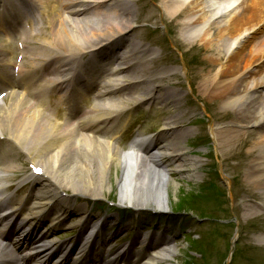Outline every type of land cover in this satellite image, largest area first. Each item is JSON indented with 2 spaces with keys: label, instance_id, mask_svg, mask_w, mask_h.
<instances>
[{
  "label": "bare ground",
  "instance_id": "bare-ground-1",
  "mask_svg": "<svg viewBox=\"0 0 264 264\" xmlns=\"http://www.w3.org/2000/svg\"><path fill=\"white\" fill-rule=\"evenodd\" d=\"M50 1L32 0V4L38 14V17L33 20L37 21V24L40 23V17L42 19L46 15V7L49 6ZM133 1L62 0L60 12L59 10L55 12L56 14H53L54 10L47 12L51 16H46L45 20L42 19V23L49 24L51 28V35L46 38L43 37L42 43L47 46L56 45L54 55L61 64L60 67H66L64 72L70 78H73V80H75L73 74L78 73L77 75L79 76L83 75L80 71L86 70L87 66H76L75 69H71L69 67L70 59L75 61V59H81L82 57L85 60H91V53L92 51H96V49H99L96 53H101V56L97 60L100 59L104 65L118 59L119 55L121 57L127 56L122 64L124 71L120 74L119 79L109 86H105L106 89L109 87L107 90L111 89L112 91L105 93V89H101L102 94L100 98L103 103L97 109L99 114L94 113L85 116L80 122V124L88 126L96 121L94 131L97 134L102 131L100 130L101 123L97 119L105 116L111 109L110 99L105 98V96L109 97L111 94L118 93L123 89L121 88L122 86H124V89L132 90L135 88V82L132 81L133 77L128 78L125 75L130 69H136L135 65L129 64L131 60H138L147 65V68H144V65L142 67L145 73L138 76L140 80L138 85H142L144 88L157 85L160 88V95L163 90L160 84L163 82L164 77L157 73V75L154 74L156 69L148 62V57L151 55L140 45L138 47L135 37L133 40L128 37V31L133 21L131 19V11L123 3L127 4ZM160 1L163 7L158 11V14L163 20L171 21L173 17L181 19L182 22L179 27L182 34L185 35V40L191 43L201 41L208 49L211 48L210 43L212 39L216 41V52L214 53L212 62H210L211 66L204 73L208 79H203L200 88L205 91V89L211 87L212 90L214 89V92L220 91L221 94L226 88L228 92L222 97V108L229 109V107H234L236 111L243 109L239 113L242 115V120L247 122L245 124L252 123L255 126L264 127V105L261 110H254V116L251 122H248V112L252 103L250 96H253L255 93H262V90H264V36L252 42L251 46L249 41H244L240 45L242 43L240 41L247 35L250 34L249 37L253 35L257 36L258 29L264 27V0ZM240 1L244 3L242 4V6L244 5L242 16H238L241 8L237 10L238 8L236 7ZM183 3L185 4L181 5ZM94 14L95 17L92 18ZM18 15L19 13L11 15L8 11L4 10L3 16L5 17V21L4 23L0 22V25L6 28H14V23L8 21L7 18L13 20ZM189 19L191 21H188ZM194 25L199 26L198 30L197 28H192ZM207 25L216 28L214 30L215 38L210 34L211 28ZM20 33L15 30L10 34L20 36ZM2 34V36L6 37L4 33ZM27 34L25 31L22 37L25 38ZM6 39L10 42L15 37L10 36L6 37ZM128 39L129 42L127 43ZM185 52L181 53L183 65L185 64ZM43 57L48 58L46 55ZM90 60L88 61V65L91 64ZM206 60H208L207 57ZM56 65L57 61L54 60L46 68L53 74L58 71L55 69ZM216 67L218 70H216V74L213 76L212 72ZM18 71L19 77H28L32 80L37 73V68L27 72L28 75L26 76L23 73V69H19ZM149 74H152V76H149ZM174 76L176 74L169 76L168 79L171 80ZM2 78L5 83L10 81L4 74H2ZM67 80L62 76L59 82ZM104 84H108V81ZM5 86L10 91H17V89L21 88L20 85L19 87L17 85L11 86L10 84ZM144 88L136 96L133 95L134 93L128 96L142 98L145 96L144 93H147ZM30 89L35 91L29 92V90L23 89L20 93L12 94V99L8 105H0V136L5 135L4 140L6 142V146H4L6 151L2 147L0 156L4 158L7 154L3 171L0 167V196L6 192V182L11 178L9 174L19 171L14 156L8 155L11 152L8 146L12 147L16 153L20 151L26 155L27 159L31 161L33 169H40V176H37L40 180H37L35 183L33 182L31 185L32 188H36L34 186H38V188H36L35 193H31L30 191V196L29 198L27 197L28 202L25 205L24 213L27 214L28 212V215L26 216L25 214V216L19 219L17 217L22 215L21 211L20 214L14 215L18 209L13 208L14 211L7 217L5 224H3L4 227L3 225L0 227V236L3 232H7L10 221H19L22 223V227L31 226L37 220L40 211L46 214L44 218L48 215L51 216L48 224L50 226L49 230L56 231L61 225L64 216L56 217L52 206L61 203L62 207L67 209V214L73 210H70V205L66 204L63 199L56 195L62 187L71 189L86 197L97 196L99 198L103 197L105 193L110 194L113 191H118L121 201L126 200L125 203L127 205L137 203L143 207L151 206L152 208L163 209L167 208L170 204L168 201V186L173 185L176 187L171 176H183L186 180L197 177L201 162H197L184 153L185 149L181 146V142L185 134L177 132V129L176 131L174 130L175 122L171 121L174 117L169 116L166 118L159 138H151V147L154 149L157 146V142L161 141V153L157 150L158 155L155 154L148 157L146 155L143 156L141 154L142 151L136 152L133 150L129 154L122 155L115 151L117 148L111 140L110 142L98 140L90 135H79L74 140L71 137L75 138V135H72L67 128L69 126L67 122L66 124L58 123V126H61V128L55 129L52 126V122H50V116L46 111L44 102L40 98L34 103L31 101L32 95L37 89ZM131 90L128 91L131 92ZM80 91L82 90L78 89L76 93H80ZM42 93L34 95L38 98V95L41 96ZM170 100L166 99V96H163L161 102L173 103L172 98ZM94 108L96 109V106L92 108L93 111ZM67 121L70 123L69 119ZM105 121L106 123L109 122L107 119ZM53 125L57 127L56 123H53ZM232 127L237 128L239 126L233 125ZM232 130L223 131V136L228 139L229 144L235 140V138L231 137L240 133L239 131ZM119 136L120 134H118ZM260 138L261 140L258 141V144H253V150H257V158L253 161L255 163L251 166L247 181H250L248 182L249 184L255 185L258 191L262 193L261 195L264 199V174L260 175L264 172V134ZM144 140L142 138L143 142ZM72 153H75L77 157ZM256 169H259V172H254ZM37 177L27 174L24 182L27 180L34 181ZM136 195L140 197L137 198ZM20 203L21 200H18L12 206H17ZM202 204L206 207V203ZM75 209L76 214H80L79 218H81L82 214H85L86 209L83 205H76ZM251 209L253 208L251 207ZM94 219L97 218L94 217ZM8 231V244L0 242V264H14L17 257L9 253V251L19 246L23 249L22 252L25 256H33L35 264L47 263L46 256L43 255L45 253L42 250L43 246L40 245L43 242L42 240L35 242L32 244L34 247H31V244L28 245V240L20 238L19 232L15 234L12 228L8 229ZM154 236L149 243V245L152 244L154 246L153 250L139 264H169L170 259L176 252L174 246L168 245L166 241V243L164 242L162 239L164 238L163 235ZM159 240H162L164 243L158 245ZM131 243L135 246H140L143 245L144 240L133 239ZM79 246L75 250L78 251ZM124 254H118L113 261L105 262L103 259L101 261L106 264H132V259H137L136 257H138V254L134 252L132 258H128L131 260L128 261L123 256ZM201 264L206 263L203 262Z\"/></svg>",
  "mask_w": 264,
  "mask_h": 264
},
{
  "label": "rangeland",
  "instance_id": "rangeland-1",
  "mask_svg": "<svg viewBox=\"0 0 264 264\" xmlns=\"http://www.w3.org/2000/svg\"><path fill=\"white\" fill-rule=\"evenodd\" d=\"M135 4L133 5L134 9V16H138V14H141L144 9L150 10L152 13V17L150 20L154 21L153 19L157 17V12L161 9V1L160 0H139L138 2H134ZM157 8V9H156ZM156 12V13H155ZM153 22H138V25L135 24V27L130 30V34L132 36H139L141 34V42L145 44V41H148L152 45V41H156V44L158 42H161L163 39H159L158 34L159 32H152L151 30V24ZM237 27V25H236ZM174 27H171L168 29V32L163 35V38L167 37L168 35H176L178 33V29L176 28L173 30ZM214 30H211V35L212 37L215 38L214 36ZM216 35V34H215ZM212 39V38H211ZM215 39H212L210 45L211 48L208 49L206 48L205 45L196 43V47L191 48L193 49L192 51H195V53H200L198 56H201L202 59L208 58V61L212 62V58L214 57V53L216 52L215 50V44L216 41ZM154 46L155 50L157 49L158 45H152ZM205 52L202 50L199 51V48L203 47ZM168 47H170L168 45ZM160 49V47L158 46ZM196 49H198L196 51ZM205 54V55H204ZM197 56V57H198ZM14 57V55H13ZM200 59V65H206L204 64V61ZM196 60V58H195ZM214 60V59H213ZM218 62V61H217ZM174 65L167 66L168 67H173ZM197 64L194 63L193 65V70L194 68L197 69ZM215 73V72H214ZM198 76V74H197ZM199 78V76L197 77ZM245 83V82H243ZM229 88V87H228ZM246 88V87H245ZM183 89V87H182ZM207 94L205 97H207L208 103H212L213 107H210L209 109L212 110L210 111L212 113V121H214L217 125H221L224 129L228 130H236L239 131L240 133H237L238 135H234L231 138H235V140L232 143H228V139L225 138L223 135L221 136V143L220 146L223 148L225 152H223L225 155L221 154L224 157L228 158V155H235L237 154H243L246 155L248 154L252 158H248L245 161L238 162L236 165V162H233L231 164L226 165L225 162L223 161L221 163V168L223 170L231 169L232 167L235 166L236 169H238L239 164H244V173L240 172L238 173L237 176H227V187H229V192L231 193V196L228 200L231 202H228L227 204H223L222 207H220L221 211L224 212H219L218 210L214 209L212 207V201H215L213 197V194H224L227 196V190L222 187V179L221 175L219 174V170L213 165L212 159L207 157H203L202 155H198L196 153V149L199 145L197 139V133L199 129H205L206 124L201 123L199 125L198 122H191L189 124L195 126L192 128H188L189 130L192 131V134L189 136L187 141L184 143L183 148H185V153L187 156H192V158H199L202 162L200 164V168L198 171V175L196 178L186 180L183 176H171V179L174 181L175 186L169 185L167 188L168 192V201L170 205H181L182 209L186 213L189 214L190 220L185 221V226L184 224L180 223L175 226H177V230H179L180 237L179 240L176 241L178 243V246H176V252L174 253L175 255L173 256L174 258L171 259L170 263L171 264H201L199 261L200 256H204L208 262L206 264H211L209 261L213 258V264H225L227 257H226V252L228 250L229 243L232 240L233 237V229L230 227V225H221L217 220L223 221V219H233L235 220L234 217L236 218L237 222L239 223V237L237 240L238 246L236 247V252H235V258L232 261V264H264V248H260L256 245H260L261 243L258 242V235L261 233H264V221L261 220L260 216L258 215V212H261V214L264 215V205H260V207L257 208L258 202L261 203V198L263 199L262 196H260V191L256 190V188L249 184L247 181V178L249 176V171H250V166L253 164L252 161L256 158L255 154L250 153L249 150L254 146L253 144L256 143L258 144V141L261 140L260 137H255V133H257L259 125L255 126L254 124H245L247 122H244L242 120V115L239 113L240 110L238 111L235 110L234 107H229L228 108H222L223 106V101L222 97L228 92L225 88L224 91H222V94L220 91L214 92L211 88L206 89L205 91ZM245 93V92H244ZM255 96V97H254ZM256 96H258L256 98ZM260 96V97H259ZM181 99L178 101V105L181 106L182 111L185 110L187 114L191 116H196L197 114L201 113V109H199V106L196 105V102L192 103L184 98V95H180ZM251 99V108L249 110V115H248V122H251V119L254 116V110L258 111L261 110V108L264 105V91L261 93H257L256 95L250 96ZM5 99L4 102L5 104H9L10 99ZM256 104V105H255ZM215 105V106H214ZM258 108V109H257ZM176 111L181 112L179 109ZM243 112V111H242ZM246 114V113H243ZM226 115V116H224ZM223 116V117H221ZM226 117V118H225ZM232 118H234L236 124H232ZM188 123L186 125H189ZM233 125H237L239 127H232ZM247 125V126H246ZM230 127V129H229ZM248 127V128H247ZM232 130V131H234ZM220 133V132H219ZM262 133L261 131L258 133ZM241 135V136H239ZM5 143L1 144L4 146ZM238 151V152H237ZM256 152V150H254ZM12 155V154H8ZM14 158L17 160L16 163H23L24 162V157L20 154L14 153ZM1 157V156H0ZM222 160V158H221ZM248 163L249 166H248ZM247 165V166H246ZM170 168V167H168ZM229 170V172H231ZM25 174V171H19V173H16L17 177L19 175ZM235 177V178H233ZM241 188L246 189L248 198H246L247 201H249L248 205L251 208H247V203L243 205V212L240 211V208L236 207V203L239 202L237 198H241L242 192ZM63 191L68 192V189H65V187L61 188ZM225 189V190H224ZM88 194V193H86ZM218 194V195H219ZM103 195H107L106 199L113 201L116 203V205H120L124 207L126 204L125 201H120L119 197L120 194L118 191H113L112 193L108 194L105 193ZM252 195L254 198L253 200L249 199V196ZM135 196V195H134ZM137 196V195H136ZM140 196H137L139 198ZM208 201L210 203L211 209H208L209 213L204 212L202 209L200 212V208L203 207L204 205L202 204L203 201ZM81 202V201H80ZM234 202V203H233ZM136 205L137 203H133ZM263 206V207H262ZM233 209V211H232ZM250 209L253 212H250ZM260 211H257V210ZM127 210V209H125ZM137 211H140L139 209H134ZM172 210V207L169 206L167 212L169 213ZM228 211L226 213L225 211ZM231 211V212H230ZM242 212V215H241ZM122 214H126L128 217L126 218L127 221H130L132 219V215L128 214L127 212L124 213L122 211ZM236 216H235V215ZM141 215V214H139ZM168 215V214H167ZM142 216V215H141ZM242 217V218H241ZM147 221V219H145ZM190 221H193L196 223L195 225H192V228L190 230L191 234L189 233V227L188 223ZM162 223H169L167 220H161ZM172 224V223H170ZM174 226V224H172ZM179 225V226H178ZM185 234V235H184ZM252 235H254L252 238H250ZM251 244L255 245L256 249H251ZM218 249L216 252L215 250ZM223 253V258L221 260V254ZM216 257L219 258V260H216Z\"/></svg>",
  "mask_w": 264,
  "mask_h": 264
},
{
  "label": "snow or ice",
  "instance_id": "snow-or-ice-1",
  "mask_svg": "<svg viewBox=\"0 0 264 264\" xmlns=\"http://www.w3.org/2000/svg\"><path fill=\"white\" fill-rule=\"evenodd\" d=\"M36 171H37V172H39V171H40V169H37Z\"/></svg>",
  "mask_w": 264,
  "mask_h": 264
}]
</instances>
